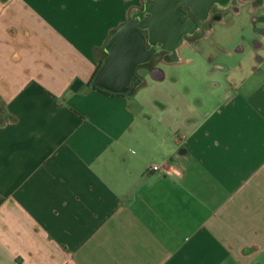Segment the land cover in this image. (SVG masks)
Returning <instances> with one entry per match:
<instances>
[{"label":"crops","instance_id":"crops-1","mask_svg":"<svg viewBox=\"0 0 264 264\" xmlns=\"http://www.w3.org/2000/svg\"><path fill=\"white\" fill-rule=\"evenodd\" d=\"M148 1L0 0V264H251L264 252V57L203 109L165 69L239 13L235 1L254 8L258 39L226 53L264 50V0H227L108 88L110 39Z\"/></svg>","mask_w":264,"mask_h":264},{"label":"clouds","instance_id":"clouds-1","mask_svg":"<svg viewBox=\"0 0 264 264\" xmlns=\"http://www.w3.org/2000/svg\"><path fill=\"white\" fill-rule=\"evenodd\" d=\"M216 7L219 12L225 10L218 3ZM257 27L264 28V24H259ZM241 37L249 41L253 38L258 39L252 25L247 26L233 43H243ZM257 53L264 57V50L255 51L249 57L252 60V65H248L244 57L216 54L215 49L210 48L207 43L201 41L195 46L186 47L182 50L176 71L169 79L172 81V78H175L174 82L172 81L173 86L178 92L186 96L190 104L203 109L208 103H219L224 98L226 80L234 77L239 78L242 75L238 65L244 66L249 73L252 72L253 65L260 69L261 66L254 59ZM214 54L217 55V58L209 62L208 57ZM217 65H223L224 67H215ZM213 68H215L214 71H212ZM212 85L217 86L212 87ZM197 98L201 101L199 105L195 103ZM167 154L165 152V155Z\"/></svg>","mask_w":264,"mask_h":264},{"label":"flooded vegetation","instance_id":"flooded-vegetation-1","mask_svg":"<svg viewBox=\"0 0 264 264\" xmlns=\"http://www.w3.org/2000/svg\"><path fill=\"white\" fill-rule=\"evenodd\" d=\"M224 7L227 0H150L146 3L143 11H137L128 23H134L135 29L127 32L128 41H131L132 48L138 52L137 38L135 31L141 30L146 38L152 39L149 42V49L152 58L161 56L164 49L173 40L172 30L169 26L178 21L182 24L181 39L192 24L214 22L220 18L216 4ZM254 4H259V0H253ZM176 8L180 9L181 15L178 19L175 16ZM169 19V20H168ZM164 20V21H163ZM145 26V28H143ZM153 32V37H151ZM180 39V40H181Z\"/></svg>","mask_w":264,"mask_h":264},{"label":"water","instance_id":"water-1","mask_svg":"<svg viewBox=\"0 0 264 264\" xmlns=\"http://www.w3.org/2000/svg\"><path fill=\"white\" fill-rule=\"evenodd\" d=\"M175 18L178 19L181 15L180 9L176 8L175 10ZM169 20V19H168ZM164 21V20H163ZM145 28V26L143 27ZM170 30H172L173 40L167 46V49H174V47L179 43L182 34V24L176 21L175 24H171L169 26ZM135 29L134 23H126L122 28H120L116 34L113 36L109 48L111 50V57L105 64V67L99 74V79L105 84L108 88L119 90L122 88L123 83L116 81L117 73L122 72L127 73V76L133 73V70L136 68L137 63H142L147 61L152 52L150 49L146 48L147 38L144 36L141 30H136V38H137V47L138 52H135L134 47L132 48L131 41H128L127 32L129 30ZM153 37V32L150 38ZM148 41H152L149 39Z\"/></svg>","mask_w":264,"mask_h":264},{"label":"rangeland","instance_id":"rangeland-1","mask_svg":"<svg viewBox=\"0 0 264 264\" xmlns=\"http://www.w3.org/2000/svg\"><path fill=\"white\" fill-rule=\"evenodd\" d=\"M234 5L240 9L239 13H235L233 10L228 11L224 16L223 20L215 23L211 27H204L206 30V35L204 38L205 43L209 45L210 48L215 49V53L219 55H227V56H242L245 58L246 64L252 65V60L249 58L251 53H253V49L249 48L243 54H235L231 53V55L227 54V50H232L236 45L240 43H233L238 35L249 25L253 26V31L255 30V17L254 8L251 7L250 4H241L237 1L234 2ZM251 8H253L251 10ZM243 43H248L249 40L244 39ZM256 56H254L255 59ZM217 58V55H210L208 57L209 62L214 61ZM257 60V58L255 59ZM257 63V61H256ZM175 67V66H172ZM166 67V71L169 73H174V68ZM239 69L245 68L244 66H239ZM246 69V68H245ZM139 72L144 71V66H141L138 69ZM198 99V98H197ZM251 264H264V252L256 259V261Z\"/></svg>","mask_w":264,"mask_h":264},{"label":"trees","instance_id":"trees-1","mask_svg":"<svg viewBox=\"0 0 264 264\" xmlns=\"http://www.w3.org/2000/svg\"><path fill=\"white\" fill-rule=\"evenodd\" d=\"M118 30H116V32H117ZM116 32H114V34L112 35V37H111V39L113 38V36L116 34ZM111 39H110V41H111ZM109 41V42H110ZM109 45V44H108ZM102 67H103V64L98 68V70L96 71V73L94 74V77H93V79H92V82H98V80H97V75H98V73L100 72V70L102 69ZM101 89V88H100ZM105 91V93H108V94H111V92H109V91H106V90H104Z\"/></svg>","mask_w":264,"mask_h":264},{"label":"built area","instance_id":"built-area-1","mask_svg":"<svg viewBox=\"0 0 264 264\" xmlns=\"http://www.w3.org/2000/svg\"><path fill=\"white\" fill-rule=\"evenodd\" d=\"M152 168H153L154 170H158V169H159L158 166H153Z\"/></svg>","mask_w":264,"mask_h":264}]
</instances>
